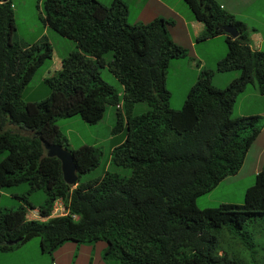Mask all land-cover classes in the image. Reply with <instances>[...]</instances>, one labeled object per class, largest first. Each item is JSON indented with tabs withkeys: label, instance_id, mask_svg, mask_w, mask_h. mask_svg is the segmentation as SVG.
<instances>
[{
	"label": "trees",
	"instance_id": "16d2710c",
	"mask_svg": "<svg viewBox=\"0 0 264 264\" xmlns=\"http://www.w3.org/2000/svg\"><path fill=\"white\" fill-rule=\"evenodd\" d=\"M183 1L202 23L197 39L223 36L226 51L216 59L215 70L235 69L238 75L217 87L212 70L199 67L174 108L166 76L175 70L167 67L186 50L168 35L169 19L129 24L123 0H41L42 25L73 40L76 50L43 77L45 96L23 100L25 85L52 49L44 37L17 40L12 3L0 0V154L5 152L0 188L28 185L13 194L18 205L0 207V252L37 237L46 252L67 241H102L101 259L116 264H260L255 252L264 253V169L255 172L241 203L199 208L195 200L236 173L260 129L257 114H229L247 83L255 81L264 94V50L252 49L247 24L214 0ZM223 26L234 27L237 35L229 36ZM108 50L111 58L104 61ZM104 65L122 86L120 98L100 76ZM137 102L148 109L134 115ZM106 105L115 106L112 133L123 135L111 148L110 161L129 169V175L104 171L82 182L80 175L96 167L100 151L88 144L69 148L55 121L77 115L94 124ZM41 140L70 152L75 185L63 181L59 161L44 154ZM36 190L43 193L38 205L28 200ZM56 200L63 213L50 216ZM31 209L47 218H27ZM14 239L19 241L7 244Z\"/></svg>",
	"mask_w": 264,
	"mask_h": 264
},
{
	"label": "rangeland",
	"instance_id": "374dc122",
	"mask_svg": "<svg viewBox=\"0 0 264 264\" xmlns=\"http://www.w3.org/2000/svg\"><path fill=\"white\" fill-rule=\"evenodd\" d=\"M12 3L14 19V36L22 43H31L44 37L51 46L52 55L46 58L34 71L31 79L25 85L21 98L23 100H38L48 92L42 79L51 75L60 67V59L68 52L76 50L75 42L63 37L42 25L38 15L41 14V0H10ZM108 4L111 0H99ZM127 5L126 21L129 24L147 23L155 17L169 19L166 25L170 38L185 48L184 57L177 58L176 63L168 65L169 72L166 76V84L170 89L169 105L178 108L183 100L187 85L186 81H192L195 77L196 65L201 64L204 68L213 71L211 83L217 87H223L231 74L238 75V70H228L219 72L215 70V61L223 56L226 48L225 44H212L211 41H223V36L218 35L207 41L194 43L193 47L189 43V36H193L194 21L192 12L183 0H124ZM253 1V0H252ZM230 7H228L229 9ZM170 10L174 11L173 15ZM234 17L240 19L249 27L257 30L260 38V49L264 50V0H257L249 6L248 10H236ZM194 19V20H193ZM37 40V41H38ZM195 54L197 62L190 59ZM104 61L111 58V51L103 54ZM181 62V64H180ZM198 70V69H197ZM101 78L110 84L114 91L121 97L122 86L115 77L107 70L106 65L100 69ZM229 77V78H228ZM148 106L145 102H137L133 105L132 114L145 112ZM114 105H106L99 121L94 124L83 122L77 115L59 118L55 121L67 139L68 147L73 149L80 144H88L99 149V161L96 167L87 173L80 175L82 182L93 179L101 175L104 171L116 172L123 176L129 175V169L114 165L110 161L111 148L117 143L122 135L114 134L111 129L114 125ZM257 114L259 115L260 129L248 146L243 161L236 173L222 178L208 192L196 197L197 207L215 206L220 202L241 203L246 187L253 183L255 172L264 169V94L257 91V83H247L238 92L230 110V116ZM122 132V131H121ZM111 137V138H110ZM5 153V152H4ZM0 154V157L4 154ZM28 189L27 183L0 188V207H15L20 203L13 194H20ZM28 200L34 205H38L43 200L41 190H36L28 194ZM58 205L56 206V209ZM55 206L53 214H60ZM229 244V243H228ZM233 244V243H231ZM104 247L102 241L93 244L76 245L67 241L54 249L52 252L42 251L37 237L18 244L11 250L0 252V264H116L115 262H104L101 259V252ZM239 256L247 257V253L239 245H232V250ZM231 251V250H230ZM261 250L255 252L256 261L264 264V253Z\"/></svg>",
	"mask_w": 264,
	"mask_h": 264
},
{
	"label": "crops",
	"instance_id": "0c3cea01",
	"mask_svg": "<svg viewBox=\"0 0 264 264\" xmlns=\"http://www.w3.org/2000/svg\"><path fill=\"white\" fill-rule=\"evenodd\" d=\"M214 1L217 4H219L220 7H222L225 11H227L230 14H232L233 16H235V14L237 12L236 10H246V8H249V6H251V4L254 2V0L253 1L252 0H214ZM255 2H257V0H255ZM228 7H230V8L228 9ZM170 12L173 15H176V13L174 11L170 10ZM190 22L193 25V36H189L188 39L190 38L189 39V43L192 45V47H193L194 43L204 42V41H207V40L210 39V38L205 39V40H199V39H197V36L203 30L202 23L197 22L196 20L190 21ZM214 37H216V36H214ZM249 40H250V47L251 48H253V49H260V38L257 35V30L254 27H252V26L249 27ZM211 42H212V44H210V45H214V46L217 45L218 43H222L224 45V40L221 41V42L220 41H217V40L211 41ZM195 56L196 55L193 54V56L190 59H194L197 62H199V60H197ZM199 67H203V66H201L200 63H198V65H196L195 74H197V72H198L197 69H199ZM234 77H236V75L235 74H231L230 75V79H227L226 80V83L224 85H226ZM212 78H213V71H212V77H211V79ZM119 133H120L119 135L121 136L122 135L121 134V131ZM122 139H123V135H122V137L120 138V140L118 142L122 141ZM35 213H36V209L28 210L27 213H26V217L27 218H29V217L36 218L37 215Z\"/></svg>",
	"mask_w": 264,
	"mask_h": 264
},
{
	"label": "water",
	"instance_id": "95a60500",
	"mask_svg": "<svg viewBox=\"0 0 264 264\" xmlns=\"http://www.w3.org/2000/svg\"><path fill=\"white\" fill-rule=\"evenodd\" d=\"M1 1L4 2L5 0ZM222 29L231 37H235L237 35V32L233 27L223 26ZM41 143L44 154L48 157H55L59 161L63 181L68 185L74 184L77 177L75 173V163L72 160L70 152L58 144L48 143L45 140H41ZM18 241L19 239H14L12 241H8L7 244L11 245Z\"/></svg>",
	"mask_w": 264,
	"mask_h": 264
},
{
	"label": "clouds",
	"instance_id": "9594fccd",
	"mask_svg": "<svg viewBox=\"0 0 264 264\" xmlns=\"http://www.w3.org/2000/svg\"><path fill=\"white\" fill-rule=\"evenodd\" d=\"M219 5V4H218ZM220 6V5H219ZM222 8V7H221ZM223 9V8H222ZM198 22V21H197ZM231 27V26H230ZM234 28V27H233ZM237 32V31H236ZM227 34V33H226ZM253 49V48H252ZM43 152H44V150H43ZM74 162V161H73ZM75 173H76V168H75ZM76 177H77V175H76ZM76 181H77V178H76ZM76 181H75V183L74 184H72V185H75L76 184ZM58 205V209H56V206ZM54 206H55V209H56V211H59L60 212V214H62L63 213V210H62V207H61V204H60V201L59 200H56L55 202H54V204H53V207H52V211H51V214H50V216H53V215H55V214H53L55 211H53V208H54ZM37 216H36V218H38V219H43V220H45L47 217H39L38 216V213H37V210H36V213H35ZM60 214H58V215H60ZM30 218H33V217H29V219Z\"/></svg>",
	"mask_w": 264,
	"mask_h": 264
}]
</instances>
